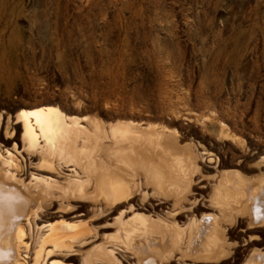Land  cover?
Wrapping results in <instances>:
<instances>
[{"label":"rangeland","instance_id":"1","mask_svg":"<svg viewBox=\"0 0 264 264\" xmlns=\"http://www.w3.org/2000/svg\"><path fill=\"white\" fill-rule=\"evenodd\" d=\"M47 112L52 156L27 155L21 125ZM0 134L1 152L32 164L16 189L28 251L86 230L44 263L264 264V0H0ZM111 140L115 170L141 185L131 212L122 188L112 205L93 189ZM120 211L170 227L126 235Z\"/></svg>","mask_w":264,"mask_h":264},{"label":"bare ground","instance_id":"2","mask_svg":"<svg viewBox=\"0 0 264 264\" xmlns=\"http://www.w3.org/2000/svg\"><path fill=\"white\" fill-rule=\"evenodd\" d=\"M40 115H41L40 118H42V117L44 118V123L42 122V124H41V123H39L38 120H36V119L34 120V118L33 119L31 118L32 120H30V121L26 120L24 122V124L21 125L22 130H23V134L21 135V147L23 148L22 151L23 152L25 151L26 154L32 153L34 151V147L38 146V144H39L40 145L38 148L39 151L43 154H46L48 152L47 156H49L51 158V156H52L51 152L52 151L48 150V148H47V145H46L47 136L45 135L46 131L44 130L45 128L43 125H45V126L50 125V122H51L50 126H52V121H51L52 117H51V114L48 112L47 113H40ZM35 118H36V116H35ZM69 124L71 125L72 123H69ZM121 126H123V125L121 124ZM128 126L129 125L124 126L123 129H121V127H119V128L114 127V126L110 127L111 132H109L110 134H108V138H106L107 137L106 133H104L103 138H105V140L106 139L110 140V139H115L116 135H118V134L122 135V133H128V132H130V130H127L125 128ZM53 127H54V125H53ZM60 127H58V128H60ZM100 128H102V126ZM79 129H80L79 127L77 129V127H75V125H72L68 130L70 132L73 130L74 131L73 133L75 134V136L80 135L81 132H83L82 134H85L87 131V130L85 131V129L83 131H80ZM5 131H6V129H5ZM36 132H39V133L37 134ZM136 132H138V131H136ZM12 133H13L12 131L11 132L8 131L7 132L8 137L6 135H4L5 136L4 138L7 140L12 139L13 138ZM73 133L70 135H73ZM91 133H93V132H91ZM140 133H142V135H144V133L142 131ZM0 136H1V134H0ZM87 137H85V138H87ZM115 140H117V139H115ZM115 140H111L113 142L110 141V144H107V145L105 144L104 146H102L103 149H105L107 152H108L109 148L114 149V147H112V145H114ZM101 144H103V143H101ZM77 147H79V146L77 145ZM77 147H74V148H77ZM102 147H100V148H102ZM69 148H70V146H69ZM49 149H51V148H49ZM133 149H134V147H133ZM70 150H71V148H70ZM80 150L81 149L78 148L74 151L79 152ZM106 151H104V152H106ZM127 151H128V149H127ZM108 153L110 154L109 158H108L109 159L108 162L105 161V163H102L103 165L102 164L101 165L105 169L108 168L106 170H108L109 172L107 174H103L102 176L97 178V180L95 178L96 181L93 182V184H94L93 189L95 192L98 190V192L101 193L102 196L100 195V198L103 201H105L104 204L112 205L115 200H114L113 195L111 193L113 192L114 187H120V188H122L121 190L126 192V193L123 194L124 196H122L121 201L118 202L117 205L128 204V202L131 201V199L137 195L139 188L141 187V185L139 184L140 182L137 181L136 183H134L133 182V175H131V173H126L128 171H126V172L116 171L115 170L116 167H114V163H113V158H114L113 154L115 152L112 151V149H111V152H108ZM129 153H130V151H129ZM15 154H17V153L15 152ZM27 155H29V154H27ZM57 155H59V154H57ZM49 157H47V158L49 159ZM19 159L20 160H18L16 157H14V155L8 153V151H5V152L0 151V174L2 176L1 181H5V183L7 184V186H5L4 188H2V187L0 188V264H60V263H53V262L52 263H46V262L44 263L43 257L55 256L58 249H62V248L66 247L65 241L68 239H71L72 241L82 240L83 236L86 234L85 233L86 230L80 226V229L83 228L84 233L82 232V230H78L79 227L63 231V233L59 232V231H51L48 234L40 237L39 238L40 240L36 244H34L35 246L32 248V250L30 248L31 251L30 252L28 251L29 246L22 242V237L25 234L24 230L22 227H20L17 224V222H18L17 218L19 216V212L22 210V205L27 201L26 199L28 197L27 196L24 197V195L22 197H19V195H17L16 189H18L17 187L19 186V183L21 182L20 177H22V176L28 177L31 175L30 171H28V168H30L32 166V164H31V162L28 161V159H25V162H24V159L22 157H19ZM49 160L51 161V159H49ZM105 160H107V159H105ZM40 163H42V162H40ZM63 163H64V165L67 164V162L65 163L64 161H63ZM101 165H99V166H101ZM103 167L101 169H103ZM87 182H88V180H86L84 183H81L78 180L70 181L68 184H72V185H68L69 186L68 190L71 192L77 191V190L78 191H81V190L85 191L87 188V185H86ZM141 182L143 185V181H141ZM134 186L136 187L135 190H134ZM36 187H37L36 188L37 191H39L40 187L39 186H36ZM73 187H76V188L73 189ZM32 193L33 192L31 191L29 195H31ZM140 197L141 198L139 199V205H137L136 209L146 210V208L142 204L144 202V199L146 198V196H145V194L142 193L140 195ZM219 199H221V197ZM163 200H164V198L158 199L157 200L158 203L155 205L152 204L151 206H158L160 204H163L164 203ZM102 208H103V212L105 209L107 212L108 207L105 208L103 206ZM178 209H179V206H178ZM126 210H127V212H131L132 206L128 204V207L125 209V211ZM123 212L124 211L119 212L118 218L121 219ZM220 216H221V214H220ZM147 219H148V217H146V219L141 218V217L140 218L136 217V219L134 220L133 223H131L129 221V219L125 220V221H122V219H121L119 222L120 223V231L126 235H130L132 233H142L141 235L143 236L144 233L154 235L155 233L160 232L163 229L166 231L170 227L166 223H164L161 219H154V220H150V219L147 220ZM136 220H138V222H136V224H134ZM220 221H221V219H220ZM210 222L212 224V221H210ZM210 222H208V224H207V221H206L204 223L205 225L203 224V226H201L200 229L198 228L200 234H205V233L209 232V230L212 226L211 224H209ZM217 223H219L218 220H217ZM221 230H224V229H221V226H219V225L216 226V228L214 229V231H217V233L220 232ZM66 232L67 233L69 232V233L67 234ZM68 236H70V237H68ZM64 238H66V240H64ZM5 244H7V246H10L8 248L10 250L7 251V249L3 248V246ZM49 244H51V247L49 250H46V245H49ZM28 255H30V256H28ZM263 260H264V258H263ZM146 264H156V262L146 261Z\"/></svg>","mask_w":264,"mask_h":264}]
</instances>
